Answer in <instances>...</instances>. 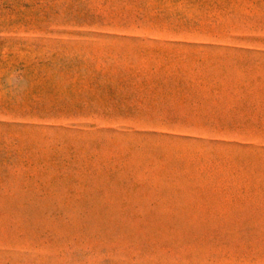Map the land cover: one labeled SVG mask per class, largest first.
I'll return each mask as SVG.
<instances>
[{
  "label": "rangeland",
  "instance_id": "374dc122",
  "mask_svg": "<svg viewBox=\"0 0 264 264\" xmlns=\"http://www.w3.org/2000/svg\"><path fill=\"white\" fill-rule=\"evenodd\" d=\"M0 264H264V0H0Z\"/></svg>",
  "mask_w": 264,
  "mask_h": 264
}]
</instances>
